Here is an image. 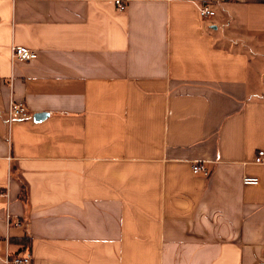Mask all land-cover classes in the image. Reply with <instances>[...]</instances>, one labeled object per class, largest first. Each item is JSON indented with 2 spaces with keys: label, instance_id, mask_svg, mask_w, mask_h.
I'll return each instance as SVG.
<instances>
[{
  "label": "crops",
  "instance_id": "obj_1",
  "mask_svg": "<svg viewBox=\"0 0 264 264\" xmlns=\"http://www.w3.org/2000/svg\"><path fill=\"white\" fill-rule=\"evenodd\" d=\"M121 1L0 0V264H264V0Z\"/></svg>",
  "mask_w": 264,
  "mask_h": 264
},
{
  "label": "built area",
  "instance_id": "obj_2",
  "mask_svg": "<svg viewBox=\"0 0 264 264\" xmlns=\"http://www.w3.org/2000/svg\"><path fill=\"white\" fill-rule=\"evenodd\" d=\"M120 11L125 10L126 6L121 0H116ZM215 15V10L210 6L204 5L200 7V16L202 18L212 17ZM37 52L25 45H13L11 51V59L13 62L16 61H31L37 57ZM30 112L27 105L24 102L11 101L8 108L9 121L12 123L17 119H24L30 117ZM255 162L259 164H264V150L258 151L255 156ZM193 171L195 173L209 174V171L204 163L195 162L193 163ZM243 182L246 185H258L260 183V178L258 176L245 175L243 177ZM7 197L8 191L6 187L0 186V197ZM9 239H7V242ZM6 264H30L32 261L31 255L19 256L12 255L9 251L5 257Z\"/></svg>",
  "mask_w": 264,
  "mask_h": 264
},
{
  "label": "trees",
  "instance_id": "obj_3",
  "mask_svg": "<svg viewBox=\"0 0 264 264\" xmlns=\"http://www.w3.org/2000/svg\"><path fill=\"white\" fill-rule=\"evenodd\" d=\"M13 243H16L19 245V247L22 249H29L31 248V240L30 238H20V239H11Z\"/></svg>",
  "mask_w": 264,
  "mask_h": 264
},
{
  "label": "water",
  "instance_id": "obj_4",
  "mask_svg": "<svg viewBox=\"0 0 264 264\" xmlns=\"http://www.w3.org/2000/svg\"><path fill=\"white\" fill-rule=\"evenodd\" d=\"M40 117H43V115H37L36 119H39Z\"/></svg>",
  "mask_w": 264,
  "mask_h": 264
}]
</instances>
